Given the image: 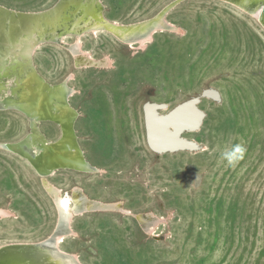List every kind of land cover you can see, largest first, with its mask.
Returning a JSON list of instances; mask_svg holds the SVG:
<instances>
[{
    "label": "rangeland",
    "instance_id": "1",
    "mask_svg": "<svg viewBox=\"0 0 264 264\" xmlns=\"http://www.w3.org/2000/svg\"><path fill=\"white\" fill-rule=\"evenodd\" d=\"M172 1L99 0L105 18L119 24L155 18ZM55 2L0 5L35 12ZM168 10L161 13L171 28L155 30L143 46L107 33L82 37L76 56L51 42L38 43L32 56L48 82L69 77L76 139L98 168L47 179L111 205L73 217L60 246L82 264H264V30L218 0ZM191 99L201 119L183 132L174 114ZM40 128L52 140L59 135L52 123ZM26 131L21 113L0 111V142ZM169 141L181 146L170 150ZM237 144L246 151L229 166L222 153ZM2 149L0 245L42 240L56 222L53 201L34 169Z\"/></svg>",
    "mask_w": 264,
    "mask_h": 264
},
{
    "label": "bare ground",
    "instance_id": "2",
    "mask_svg": "<svg viewBox=\"0 0 264 264\" xmlns=\"http://www.w3.org/2000/svg\"><path fill=\"white\" fill-rule=\"evenodd\" d=\"M218 1L239 8L257 18L264 26V0ZM172 6L173 3L166 9ZM101 9L99 0H59L57 4L35 12L17 11L0 5V73L8 70L0 80V111L23 112L31 121L30 132L27 121V131L21 138L0 142V147L32 162L59 216L55 231L42 240L13 241L0 245V264H82L76 255L60 246L71 234L70 215L73 211H76L75 216H80L111 206L88 197L77 186L64 191L47 179L59 171L93 173L98 168L88 162L76 139L73 125L78 113L69 102V97L74 93V89L68 85L69 77L58 83H50L32 65V56L40 42L65 44L68 52L76 56L82 52L81 38L84 36L113 33L118 41L143 46L155 30L170 27L163 19L164 12L149 20L119 24L107 20ZM49 37H52L51 41L47 40ZM14 49L17 51L13 52ZM195 104L196 99H191L177 106L174 116L180 131L192 132L197 129V120L201 119V115ZM51 121L56 122L63 132L55 146L50 144L59 135L52 140L40 128L42 123ZM179 145L169 141L168 147L172 150L179 148ZM0 214L5 216L6 210L0 209Z\"/></svg>",
    "mask_w": 264,
    "mask_h": 264
},
{
    "label": "water",
    "instance_id": "3",
    "mask_svg": "<svg viewBox=\"0 0 264 264\" xmlns=\"http://www.w3.org/2000/svg\"><path fill=\"white\" fill-rule=\"evenodd\" d=\"M182 1H184V0H174V1H172L171 3H169L168 5H166L164 8H162L156 15H158L161 11H163V9H165V8H167L170 4H172V3H174L173 4V6L171 7V8H169V10L170 9H172L174 6H176L177 4H179V3H181ZM59 2V0H56V2H55V4H57ZM168 10V11H169ZM245 14H247V13H245ZM155 15V16H156ZM247 15H249V14H247ZM249 16H251V15H249ZM252 17V16H251ZM255 18V17H254ZM255 20L257 21V23L260 25V27H262V29L264 30V26H263V24L257 19V18H255ZM199 99V98H198ZM216 100H218V99H216ZM19 113H21L26 119H27V121H28V131L30 132L31 131V128H30V123H31V121H30V118H29V116H27L25 113H23V112H19ZM40 122H43L42 120L40 121ZM51 123H53L54 125H56L58 128H59V131H60V133H59V137L57 138V140L54 142V143H52V144H50V146H55L58 142H59V140L62 138V134H63V132H62V129H61V127L56 123V122H54V121H51ZM145 135H146V140H147V142L149 143V139H148V135H149V132H148V125H147V121H146V119H145ZM28 135V134H27ZM27 135L26 136H24V138H22V140L21 141H23L26 137H27ZM12 145H15V143H12ZM151 147V146H150ZM2 150H5V151H7V152H10V153H13V154H15V155H17L18 157H20V158H22L23 160H25L31 167H32V169H34V171H35V168H34V166H33V164H32V162L28 159V158H25V157H23V156H21V155H19V154H16V153H14L13 151H11V150H9V149H5V148H3ZM41 184H42V181H41ZM43 186V185H42ZM45 190V189H44ZM46 192V191H45ZM46 194H47V192H46ZM48 195V194H47ZM49 196V195H48ZM57 215V218H56V222H55V225H54V228H53V232L55 231V229H56V227H57V223H58V219H59V216H58V214H56ZM75 215H76V211H73V214L72 215H70V217H71V219L73 218V217H75ZM132 217H134V216H132ZM135 218V217H134ZM136 219V218H135Z\"/></svg>",
    "mask_w": 264,
    "mask_h": 264
},
{
    "label": "clouds",
    "instance_id": "4",
    "mask_svg": "<svg viewBox=\"0 0 264 264\" xmlns=\"http://www.w3.org/2000/svg\"><path fill=\"white\" fill-rule=\"evenodd\" d=\"M245 151L246 149L242 145L237 144L233 146L231 149H226L222 153V158L227 161L229 166H235V164L240 159H243Z\"/></svg>",
    "mask_w": 264,
    "mask_h": 264
}]
</instances>
